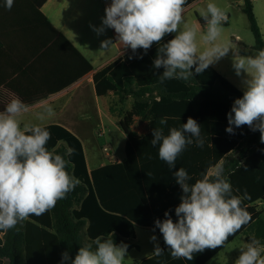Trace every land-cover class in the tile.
Segmentation results:
<instances>
[{"label":"trees","instance_id":"obj_1","mask_svg":"<svg viewBox=\"0 0 264 264\" xmlns=\"http://www.w3.org/2000/svg\"><path fill=\"white\" fill-rule=\"evenodd\" d=\"M196 1L199 0H187L185 9ZM243 12L254 36L253 49H264V38L252 0H244ZM197 19L205 26L202 17L197 15ZM172 38L174 36L169 34L162 43ZM237 47L241 52L248 51L243 42H237ZM157 48L158 45L153 44L147 54L142 49L136 54L131 52L124 59L102 68L93 77L98 96L113 92L122 104L129 97L134 99L132 110L120 122L128 137L123 162L89 172L80 139L61 125L45 126L51 133L47 144L49 150L60 155H64L67 147L75 150L71 157L65 158L74 165L68 171L81 183L45 214L30 216L16 228L0 230V264H61L63 252L68 251L74 259L79 247L97 236L111 237L117 245L123 242L128 245L127 251L136 248L133 243L136 225L152 230L155 220H163L165 211L169 209L173 220L177 219L174 209L180 203L182 190L179 191L180 186L175 180L160 179L155 175L172 174L180 162L185 165L180 167L185 168L189 175L200 176L199 179L216 164H221L234 194L242 195L245 189L249 193L250 199L244 200L243 206L252 218L230 236L224 246L196 253L191 261L173 259L156 228L154 233L160 238L164 253L134 264H206L244 233H251L264 244V216L258 209V203H264V143L260 142L259 131L252 132L247 126L236 129L235 135L225 131L228 127L227 113L243 92L211 66L200 74L195 73L194 67L193 77L188 81L168 80L161 84L157 77L163 68L153 67ZM141 55L142 59L136 58ZM89 68L92 69L91 66ZM136 115L141 121H148L149 132L144 136L131 130ZM162 117L168 118L166 125L159 124ZM188 117L201 126L204 147L188 146L178 157L176 167L169 171L158 158V148L150 143L152 129L163 127L168 134L171 127L179 128ZM194 161L200 163L201 173H198L197 166L194 169ZM196 180L192 179L190 183ZM166 187L170 193H166Z\"/></svg>","mask_w":264,"mask_h":264},{"label":"clouds","instance_id":"obj_2","mask_svg":"<svg viewBox=\"0 0 264 264\" xmlns=\"http://www.w3.org/2000/svg\"><path fill=\"white\" fill-rule=\"evenodd\" d=\"M186 3L187 0H111L105 7L102 25L91 27L97 35L114 29L116 42H121L124 49L130 48L133 54L140 49L147 54L153 44L158 45L153 67L163 68L157 77L161 84L168 80L188 81L194 67L195 73L200 74L232 50V68L241 80L243 95L234 100L227 113L225 131L235 135L236 129L247 126L252 132L259 131L260 142L264 143V49L254 55H241L239 50L222 43L223 24L228 16L211 0L200 13L206 26L199 38L206 47L201 49L196 29L184 19ZM13 4L14 0H5L4 6L11 10ZM173 33L174 38L162 43L165 36ZM112 44V39H105L101 49L107 50ZM30 110L29 104L15 97L0 111V230L4 231L22 225L30 216L50 211L81 183L68 171L74 167L65 158L74 154L72 147H67L64 155L57 154L47 147L51 133L45 127L22 125V117ZM54 115L49 105L39 119ZM167 119L162 117L159 124L166 125ZM152 137L150 143L158 148V158L169 171L176 167L178 157L188 146L203 148L205 143L201 126L192 117L179 128L171 127L168 134L163 127H155ZM172 175L182 189L180 203L174 209L177 219L174 221L165 211L164 219H156L152 231L159 229L173 259L191 261L196 253L224 246L230 236L250 222L251 214L243 206L250 195L246 189L242 195L234 194L221 164L215 165L211 175L204 174L194 183H190L193 178L183 167ZM150 240L155 245L153 253L162 255L164 249L155 243L157 237L153 235ZM127 249L123 242L117 245L111 237L97 236L80 246L74 259L68 251L63 252L61 264H124ZM240 253L235 264H264V244L255 238Z\"/></svg>","mask_w":264,"mask_h":264},{"label":"crops","instance_id":"obj_3","mask_svg":"<svg viewBox=\"0 0 264 264\" xmlns=\"http://www.w3.org/2000/svg\"><path fill=\"white\" fill-rule=\"evenodd\" d=\"M203 1L192 3L184 13L199 6ZM252 2L264 38V0ZM110 3L111 0H14L11 10H8L4 6L5 0H0V111L4 110L11 99L19 97L31 106V110L22 117V125L28 123L45 127L56 124L68 129L82 143L89 172L108 164L121 163L125 159H115L109 155L110 160L94 157L90 162L85 144L78 134H82L88 143L93 144L92 134L97 132L104 136L108 126L122 131L120 122L124 115L132 110L134 102V99L129 97L126 102L130 101V108L126 109L124 115L119 114L116 118L115 112L111 110L109 96L114 93L98 96L93 81L96 72L124 59L132 52L130 48L124 49L121 42H116L114 29H106L103 34L97 35L91 27L102 25L105 7ZM243 5L244 0H226L222 9L226 12L228 20L224 24L229 23L231 19V15H228L231 9L237 7L244 13ZM197 15L201 17L200 14H196V17ZM192 25L197 31L198 44L203 49L206 45L199 38L206 26H202L197 18L192 20ZM172 35L175 36V33ZM105 39H112L113 44L109 49L102 50L101 41ZM237 42L244 43V37L240 33H234L232 42L227 44L239 50ZM254 43L255 40L251 43L247 41L245 44L248 51L239 50L240 54L254 55L257 52L253 49ZM229 53L233 56L232 50ZM228 59L229 55L211 67L243 92L241 80L235 75ZM49 105L54 109L55 115L40 120V114ZM147 126L148 121H141L136 115L131 130L139 136H144L149 132ZM127 139L125 134V146ZM103 150L110 151L109 147H104ZM177 165L175 170L184 164L180 162ZM193 166L195 170L197 166L198 173H201L199 162L194 161ZM213 171L214 167L208 174L211 175ZM190 175L193 179L200 178L194 173ZM155 177L175 180L172 174L161 173ZM180 190L182 189L179 187ZM170 192L166 187V193ZM261 204L263 203H259ZM139 228L146 227L136 225V238ZM233 241L206 264L223 253ZM159 242L161 246V241ZM153 252L154 250L142 260L155 255Z\"/></svg>","mask_w":264,"mask_h":264},{"label":"rangeland","instance_id":"obj_4","mask_svg":"<svg viewBox=\"0 0 264 264\" xmlns=\"http://www.w3.org/2000/svg\"><path fill=\"white\" fill-rule=\"evenodd\" d=\"M210 0H204L199 6L193 7L190 11L184 13V19L188 26L193 27L192 20L196 17V14H200L199 11H202L207 3ZM211 2L216 3L219 7H224L226 5V0H211ZM231 15L229 23L223 24L222 38L221 42L230 43L234 33H240L244 37V43L249 41L250 43L254 41V36L249 28V21L247 16L242 13L237 7L231 9L228 15ZM255 54V53H254ZM229 59L232 63V55L229 53ZM111 96V110L115 112V117L124 115L127 108H130V101L124 102L123 104L119 101V97L115 94L110 93ZM89 99V96H88ZM108 126V125H107ZM119 127V126H118ZM105 132L104 136H100L99 133H94L92 141L93 144L88 143L87 139L83 138L82 134H78L79 137L83 140L85 144L87 157L90 162L94 157L100 159H108L110 157L115 159L124 160L125 159V134L118 128L109 127ZM104 147H109L110 151L105 152ZM110 160V159H108ZM258 209L263 212L264 216V203L259 205ZM155 235L157 240L155 243H160L159 237L148 228H139L136 240L133 241L138 248H133L130 251H127V256L125 258L124 264H134L136 261H141L144 257H147L154 250V242L150 240V237ZM251 233H244L236 237V239L215 259L210 261L208 264H235L236 259L239 257L240 249L250 242L253 239Z\"/></svg>","mask_w":264,"mask_h":264},{"label":"built area","instance_id":"obj_5","mask_svg":"<svg viewBox=\"0 0 264 264\" xmlns=\"http://www.w3.org/2000/svg\"><path fill=\"white\" fill-rule=\"evenodd\" d=\"M225 23V22H224Z\"/></svg>","mask_w":264,"mask_h":264}]
</instances>
